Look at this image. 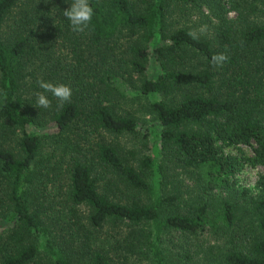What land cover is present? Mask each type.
Returning <instances> with one entry per match:
<instances>
[{
  "label": "trees",
  "instance_id": "16d2710c",
  "mask_svg": "<svg viewBox=\"0 0 264 264\" xmlns=\"http://www.w3.org/2000/svg\"><path fill=\"white\" fill-rule=\"evenodd\" d=\"M89 3L0 0V264H264V0Z\"/></svg>",
  "mask_w": 264,
  "mask_h": 264
},
{
  "label": "clouds",
  "instance_id": "9594fccd",
  "mask_svg": "<svg viewBox=\"0 0 264 264\" xmlns=\"http://www.w3.org/2000/svg\"><path fill=\"white\" fill-rule=\"evenodd\" d=\"M48 3V0H45ZM63 15L70 22V26L74 32H85L89 28L94 15V9L90 5L89 0H70V6L65 8ZM203 31V29H201ZM192 38H196V34L193 31L189 32ZM228 59L225 53H217L212 55L211 63L213 66L220 67ZM39 87L43 90L37 92L35 107L37 108H49L51 101L46 95L50 93L61 104L66 101H70L72 96V88L64 83H53L38 79Z\"/></svg>",
  "mask_w": 264,
  "mask_h": 264
},
{
  "label": "rangeland",
  "instance_id": "374dc122",
  "mask_svg": "<svg viewBox=\"0 0 264 264\" xmlns=\"http://www.w3.org/2000/svg\"><path fill=\"white\" fill-rule=\"evenodd\" d=\"M132 91H135L132 89ZM142 112H144L142 109H140ZM140 113V114H139ZM137 115H139V119H143L144 121L151 122L150 121V115L147 113H141L136 112ZM246 152H249L248 149L245 148ZM145 153V151H143ZM262 171V167L254 164V165H246L242 168V170L237 173L236 178L237 182L246 186V187H252V192H254L253 184L258 176V174Z\"/></svg>",
  "mask_w": 264,
  "mask_h": 264
}]
</instances>
